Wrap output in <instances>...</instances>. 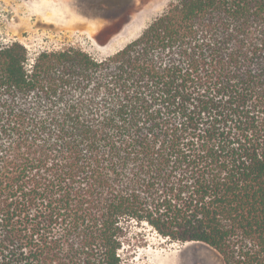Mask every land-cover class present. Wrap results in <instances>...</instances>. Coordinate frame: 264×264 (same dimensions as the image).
<instances>
[{
    "label": "trees",
    "instance_id": "obj_1",
    "mask_svg": "<svg viewBox=\"0 0 264 264\" xmlns=\"http://www.w3.org/2000/svg\"><path fill=\"white\" fill-rule=\"evenodd\" d=\"M264 264V0H173L97 60L0 47V264H122V221Z\"/></svg>",
    "mask_w": 264,
    "mask_h": 264
},
{
    "label": "rangeland",
    "instance_id": "obj_2",
    "mask_svg": "<svg viewBox=\"0 0 264 264\" xmlns=\"http://www.w3.org/2000/svg\"><path fill=\"white\" fill-rule=\"evenodd\" d=\"M172 1L0 0V47L19 42L30 61L68 47L102 60L138 38ZM121 226L122 264H223L212 248L172 242L146 222Z\"/></svg>",
    "mask_w": 264,
    "mask_h": 264
},
{
    "label": "bare ground",
    "instance_id": "obj_3",
    "mask_svg": "<svg viewBox=\"0 0 264 264\" xmlns=\"http://www.w3.org/2000/svg\"><path fill=\"white\" fill-rule=\"evenodd\" d=\"M164 258H165V257H164ZM164 258H163V259H164ZM166 258H168V257H166ZM168 259H169V258H168ZM165 261H166V260H165ZM166 263H167V261H166Z\"/></svg>",
    "mask_w": 264,
    "mask_h": 264
}]
</instances>
